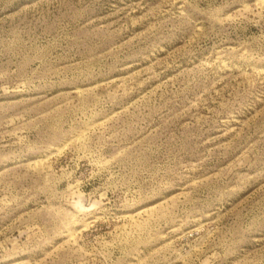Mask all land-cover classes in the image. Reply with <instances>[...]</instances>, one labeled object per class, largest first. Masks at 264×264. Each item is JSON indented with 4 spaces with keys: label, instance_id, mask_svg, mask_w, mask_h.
Instances as JSON below:
<instances>
[{
    "label": "rangeland",
    "instance_id": "374dc122",
    "mask_svg": "<svg viewBox=\"0 0 264 264\" xmlns=\"http://www.w3.org/2000/svg\"><path fill=\"white\" fill-rule=\"evenodd\" d=\"M0 264H264V0H0Z\"/></svg>",
    "mask_w": 264,
    "mask_h": 264
}]
</instances>
